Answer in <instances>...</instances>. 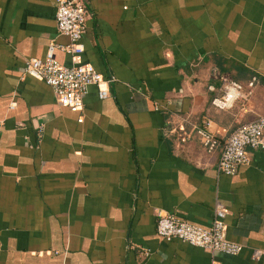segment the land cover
I'll list each match as a JSON object with an SVG mask.
<instances>
[{"label":"crops","instance_id":"crops-1","mask_svg":"<svg viewBox=\"0 0 264 264\" xmlns=\"http://www.w3.org/2000/svg\"><path fill=\"white\" fill-rule=\"evenodd\" d=\"M83 3L72 58L56 0H0V264H264V150L216 169L228 134L264 115V0ZM51 42L113 78L108 97L90 86L80 115L23 74ZM225 80L241 95L218 107ZM217 205L236 255L156 231L158 211L208 228Z\"/></svg>","mask_w":264,"mask_h":264},{"label":"built area","instance_id":"built-area-1","mask_svg":"<svg viewBox=\"0 0 264 264\" xmlns=\"http://www.w3.org/2000/svg\"><path fill=\"white\" fill-rule=\"evenodd\" d=\"M87 11L83 0H56L55 22L60 34L66 35L70 42L64 49L72 58L79 56L83 50L81 37L85 32ZM56 45L51 42L44 58L26 60L23 74L42 81L52 89L56 102L70 111L79 113L84 109V96L90 86L96 87L99 99L109 95V84L114 80L98 72L90 63L73 61L71 65H63L54 56ZM253 82L249 85L252 86ZM242 86L225 80L224 94L215 99L218 107L226 106L236 97ZM15 102L9 103L12 109ZM202 143L212 150L216 144L214 137L198 130ZM250 150H264V115L242 123L234 128L224 140L216 169L219 173L235 174L240 166L250 163ZM225 210L217 205L213 210V218L208 228L189 223L174 213L157 212L156 231L165 239L177 238L188 244L201 247L209 252H220L236 255L242 249L241 244L231 241L225 234Z\"/></svg>","mask_w":264,"mask_h":264}]
</instances>
